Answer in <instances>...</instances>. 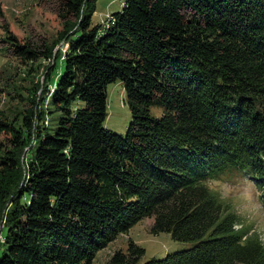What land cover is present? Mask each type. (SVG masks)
<instances>
[{
  "label": "trees",
  "instance_id": "trees-1",
  "mask_svg": "<svg viewBox=\"0 0 264 264\" xmlns=\"http://www.w3.org/2000/svg\"><path fill=\"white\" fill-rule=\"evenodd\" d=\"M54 1L74 22L45 93L52 132L39 110L21 131L0 119L13 147L0 157V264H91L145 217L152 234L195 243L142 264H264L259 234L208 183L246 175L264 203V0H124L106 24L91 22L96 0ZM115 81L124 135L104 126ZM143 254L129 240L106 264Z\"/></svg>",
  "mask_w": 264,
  "mask_h": 264
},
{
  "label": "rangeland",
  "instance_id": "rangeland-1",
  "mask_svg": "<svg viewBox=\"0 0 264 264\" xmlns=\"http://www.w3.org/2000/svg\"><path fill=\"white\" fill-rule=\"evenodd\" d=\"M124 0H96L95 11L91 16L92 24H106L110 13L121 8ZM73 18L63 16L57 1L54 0H0V119L14 126L18 131L25 130L24 117L34 110L42 114L44 124L51 123L52 108L45 93L51 88V81L61 63V56L67 47L62 33L73 23ZM9 36H13L21 45H28L38 57L28 59L15 55ZM46 51L47 56H41ZM163 105L150 107L152 116L163 113ZM130 120L123 85L115 81L107 85V116L105 128L124 135ZM34 121H39L34 119ZM41 122V123H42ZM11 136L0 133V157L12 152ZM27 147L21 155L24 163L28 156ZM1 172V171H0ZM9 176V177H8ZM6 176L11 181L13 174ZM16 180V176L12 181ZM8 182V183H9ZM221 197L228 201L245 227L255 230L264 242V203L262 190L243 174L228 175L208 180ZM8 199L2 202V212L8 207ZM4 217H0V232ZM152 218L145 217L137 221L124 232H120L105 247L98 250L91 264H106L116 251H125L132 240L144 249V254L136 264H142L150 258H162L167 253L191 247L193 241H176L168 233L152 234ZM241 225H237L240 227ZM3 241L0 236V245Z\"/></svg>",
  "mask_w": 264,
  "mask_h": 264
}]
</instances>
